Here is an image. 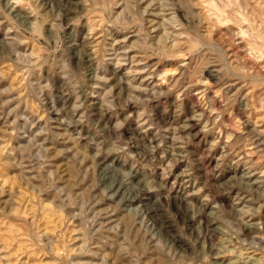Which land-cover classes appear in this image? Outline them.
Segmentation results:
<instances>
[{
	"label": "clouds",
	"instance_id": "clouds-1",
	"mask_svg": "<svg viewBox=\"0 0 264 264\" xmlns=\"http://www.w3.org/2000/svg\"><path fill=\"white\" fill-rule=\"evenodd\" d=\"M0 264H264V0H0Z\"/></svg>",
	"mask_w": 264,
	"mask_h": 264
},
{
	"label": "rangeland",
	"instance_id": "rangeland-1",
	"mask_svg": "<svg viewBox=\"0 0 264 264\" xmlns=\"http://www.w3.org/2000/svg\"><path fill=\"white\" fill-rule=\"evenodd\" d=\"M156 19V18H153ZM154 35H159V33H154ZM232 51H236V49H232ZM149 63H154V61H149ZM175 63H177V61H165L163 64H161V68H163L165 66V64L167 65H174ZM159 70V69H158ZM175 180V175H173L172 177H170V181ZM183 189V185L181 182H177V190H182ZM102 207V206H101Z\"/></svg>",
	"mask_w": 264,
	"mask_h": 264
}]
</instances>
